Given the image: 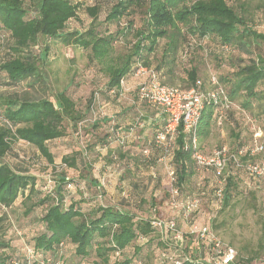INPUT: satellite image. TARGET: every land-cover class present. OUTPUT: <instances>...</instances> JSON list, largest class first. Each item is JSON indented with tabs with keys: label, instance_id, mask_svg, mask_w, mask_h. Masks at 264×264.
Instances as JSON below:
<instances>
[{
	"label": "trees",
	"instance_id": "obj_1",
	"mask_svg": "<svg viewBox=\"0 0 264 264\" xmlns=\"http://www.w3.org/2000/svg\"><path fill=\"white\" fill-rule=\"evenodd\" d=\"M31 1L34 16L26 8L25 0H0V42L5 34L11 38L10 45L8 44L10 54L0 62V76L6 75V82L0 81V85L18 87L29 79L39 80L41 65L48 60L52 43L59 42L64 46L90 51V62L95 60L103 66L108 94L114 91L118 96L122 91L121 82L135 77L140 66L159 74L170 63L172 66L168 67V74L171 83L160 76L164 85L183 92L193 88L208 91L212 89L211 77L216 75L207 76L197 66L187 72L188 82L185 86L175 84V79H179L176 74V55L186 42L185 51L192 52V42L195 40L198 43L204 42L210 49H213L211 44L218 46L215 50L219 51V55L216 54L215 57L220 60L233 50L251 56L248 60L238 58L236 71L231 76H216L219 84L226 90L231 107L232 102L238 101L243 109L250 111L254 103L264 100V90L259 89L264 85V32L253 29L247 23L244 15L247 0H106L108 11L104 22L116 25L117 29L115 33L105 34L100 31L102 24L98 21L103 10L101 6L88 9L94 20L87 30L70 33L66 32V26L77 18L80 4L74 0ZM122 19H125L124 25ZM128 36L135 39L133 47L125 56L112 58L114 45L120 38L126 39ZM37 47L41 48L39 54L34 52ZM253 47H257V51L252 50ZM179 80L184 84L183 79ZM90 103H93L92 98ZM0 109V264H40V259L46 264H199L198 250L202 245L189 233L190 225H209L198 219L201 214L199 209L192 213L190 225L183 231L179 225L184 221L182 214L173 210L171 198L166 203L161 200V205H155L156 214L159 215L164 207L167 212L166 218L155 216L156 218H174L182 230L181 242L168 243L151 228L154 217L141 218L128 209L130 201H126L127 197L120 199L117 196L116 200L121 203L115 205H102L92 198L86 200L88 209H83L78 202L65 207L68 197L74 196L77 191L74 186L70 190L66 189L73 179L65 173L59 176L56 185L49 188L27 167L14 169L3 161L12 152L13 144L22 140L36 147L49 163L55 162L48 143L64 138L67 135L66 125L71 124L77 128L86 114V111L83 113L77 108L76 102L65 91L39 100L19 95L1 96ZM218 117V108L207 105L199 127V149L204 153L206 151L201 143L213 135ZM131 119V116L127 118L124 114L118 115L120 126L126 124L131 127L134 124ZM156 119L158 120L146 119V124L155 132L154 135L161 132L167 123L166 116L164 119ZM189 144L190 140L181 125L174 148L168 155L176 173L180 195L183 186L190 184L200 171L211 172L217 179L215 194L222 188L220 196H223L224 208L229 206L232 199L231 188L236 185L235 178L244 176L257 188H264V182L256 183L245 171L236 168L233 162L229 163L219 177L213 171L199 170L192 158L194 149L190 146L187 148ZM139 145L138 141H131L127 151L122 148L118 150L119 157L126 160L123 165L128 167L127 175H136L135 171H131L134 170L133 165L139 169L141 160L145 161L141 154L138 155ZM221 147L223 146L218 148ZM241 147L230 149L237 151ZM156 153L159 156L158 150ZM115 158L118 156L113 154V159ZM76 160L74 157L64 159L65 163L70 162L71 167H76ZM127 175H122L119 180H126ZM96 180L94 182L98 183L100 178L96 176ZM220 181H223V185H220ZM148 183L141 180L131 182L130 190L135 197V205L142 203L143 196L149 189ZM100 196L102 195L97 197ZM22 197L26 207L25 216H29L36 208L44 209L38 219L44 231L32 241H26L15 227V233L23 239L22 251L21 254L9 255L5 250L10 245L3 237L5 223L9 220V209ZM187 199L190 198L180 201ZM28 248L38 253L37 258L27 260ZM263 249L262 238L259 251L248 258L246 263L260 259ZM144 252H147L146 255ZM163 254L171 260L164 258ZM242 260V256L238 254L234 264Z\"/></svg>",
	"mask_w": 264,
	"mask_h": 264
},
{
	"label": "rangeland",
	"instance_id": "obj_2",
	"mask_svg": "<svg viewBox=\"0 0 264 264\" xmlns=\"http://www.w3.org/2000/svg\"><path fill=\"white\" fill-rule=\"evenodd\" d=\"M31 2V0H25V5L34 16ZM74 2L80 4L78 16L67 24L66 32L87 30L94 20L88 9L97 5L103 8L98 16V21L102 24L100 31L103 34L115 33L116 25H108L104 22L108 11L106 0H74ZM247 3L244 13L247 23L253 29L264 32V0H247ZM121 21L124 25L125 19ZM10 42L11 38L8 34L1 38L0 62L10 54L8 47ZM134 42L135 39L131 36L126 39L120 38V41L114 45L111 57L117 59L125 56L133 47ZM192 43L194 45L192 52L185 51L186 42L176 55V70L179 71L180 78L184 82L181 84L180 81L181 86H185V83L188 82L186 74L194 66L200 67L207 76L213 74L218 77H229L236 71L235 64L239 62L238 58L248 60L251 57L238 50H233L226 58L220 60L215 57L216 54L219 55V51L215 50L219 48L218 46L211 44L210 47L213 49H210L204 42L198 43L194 40ZM262 46L264 47V45ZM256 49L257 47L252 48L254 51H257ZM40 50L41 48L37 47L34 52L39 54ZM211 50H214L215 53ZM89 56L90 51L54 42L48 60L41 65L39 80L32 78L18 87L0 85V97L19 95L31 100L51 98L53 94L65 91L76 102L80 111L83 113L86 111L85 119L77 128L67 124V135L62 139L48 143L55 159L53 164L49 163L36 147L22 140L13 144L12 152L3 161L14 169L27 167L49 188L56 185L55 182L59 176L65 173L70 179H73L72 186L77 190L74 196L68 197L65 207L70 206L73 202H78L82 204L83 209H88L86 200H92V198L102 205L120 204L121 202L116 200L119 196L120 199L127 197L126 201H130L128 209L138 217L160 216L166 218L165 207H161L162 211L159 215L156 214L154 207L157 204L161 205V200L166 203L171 198V196L169 197L168 171L174 169L172 160L168 158L162 147H156L157 134L154 135L155 132L150 130L146 124V118H138V115H133L134 105H136L133 104L135 100L133 94L136 88L133 91L122 90L118 96L115 93H106L107 77L102 70L103 66L95 60L90 62ZM144 79L145 77L142 80ZM142 80L139 81V84ZM0 81L6 82L5 74L0 76ZM259 89L260 91L264 90V85ZM95 97H98V101L95 104H89L90 99L92 98L94 102ZM136 106L141 108L143 103H138ZM231 108L232 111L227 115L225 121L221 125L215 126L213 135L201 143L206 153H211L219 146L237 148L248 145L254 134L253 129H259L264 134V114H262L264 100L254 103L250 111L243 109L238 101L232 102ZM126 110V117L131 116L134 123L131 127L126 124L120 126L118 120V115L123 114ZM247 117L251 118V123ZM117 126H120L119 129L123 131V144L121 138L109 141L112 128ZM131 141L140 143L138 155L141 154L142 159L145 160H141L139 169L133 165L134 170L131 171H135L136 175H127L128 167L123 165L126 160H122L118 155L119 148L127 151ZM101 147H103L102 150ZM156 150L159 151V156ZM113 154L118 158L114 160ZM73 157L77 159L76 167H71L69 166L70 162L65 163L64 161L65 158ZM161 159H163L162 162ZM125 174L127 175L126 180H119ZM96 176L100 178L98 183L94 182ZM138 180L144 183L149 182V189L143 196L142 203L135 205L136 200L130 190V185L131 182ZM235 180L236 185L231 188L232 199L227 208L223 207V196L215 194L218 181L211 172H198L190 184L183 186L179 200L188 197L199 200L201 214L198 219L209 224L221 239L236 249L239 256L241 255L243 258L237 264H264V249L261 251L260 259L246 263L248 258L259 251L260 239L263 238L264 244V188H257L244 176H239ZM66 189L70 190L68 186ZM99 195L102 196L97 197ZM23 200L24 197L20 198L9 209V220L5 223L3 237L10 245L5 253L9 255L21 254L22 251L23 239H20L19 235L17 236L14 231L15 227L22 233L26 241H32L31 239L44 231L38 223L44 209L36 208L29 216H25L26 207ZM80 200L85 203L79 202ZM189 221L184 220L179 223L183 231H186L190 225Z\"/></svg>",
	"mask_w": 264,
	"mask_h": 264
},
{
	"label": "built area",
	"instance_id": "obj_3",
	"mask_svg": "<svg viewBox=\"0 0 264 264\" xmlns=\"http://www.w3.org/2000/svg\"><path fill=\"white\" fill-rule=\"evenodd\" d=\"M135 77H145L137 86L136 96L140 103L156 108L161 114L167 117L164 129L156 135V147H162L166 155H170L174 148V141L179 129L183 126L185 134L190 140V146L194 149L192 158L195 160L199 170L213 171L218 177L226 170L230 162L236 168L245 171L256 183L264 182V134L259 129H253L254 134L248 145L237 151H231L227 146L217 148L211 153H204L199 149V127L202 115L207 105H213L219 110L218 125H221L231 108V102L226 90L218 82L216 76L211 77L212 89L202 91L200 88H193L183 92L178 88L166 86L162 83L160 75L155 71L140 66L134 74ZM125 81L121 82V90H124ZM112 93H115L114 91ZM98 97L94 98V104ZM249 123L251 118L247 117ZM121 138L123 144V131L117 127L112 128V135L109 141ZM163 159H161V162ZM169 193L171 196L170 205L175 211L182 214V219L188 221L192 213L200 208L198 199H187L180 201V190L177 186V177L174 169H169ZM223 185V181L219 182ZM72 184H68L71 189ZM222 194V188L217 195ZM151 228L156 230L168 243L181 242L183 240L182 230L174 218L160 219L154 217L151 221ZM190 235L196 237L202 245L198 250L197 263L199 264H234L237 259V251L234 247L222 240L211 228L210 225L189 226ZM38 253L27 249V260L37 258ZM164 258H168L163 254ZM40 264L46 262L40 259ZM61 264V263H59ZM176 264H181L176 262Z\"/></svg>",
	"mask_w": 264,
	"mask_h": 264
},
{
	"label": "crops",
	"instance_id": "obj_4",
	"mask_svg": "<svg viewBox=\"0 0 264 264\" xmlns=\"http://www.w3.org/2000/svg\"><path fill=\"white\" fill-rule=\"evenodd\" d=\"M171 66H172V64L170 63L168 66L166 65V67H164L159 72V75L163 78V80L168 82V83H171L170 82V75L168 74V72H169L168 67H171ZM178 72H176V74L179 77V79H181L180 78V73H178ZM142 79H143V77H140V78L139 77H132V78H130L127 82H125L124 90L133 91L135 88L137 89L136 86H138L139 81L142 80ZM179 79L178 78L175 79V84H180V80ZM136 89H135V91H136ZM133 96L135 98L133 104H136V105H138V103L141 104L138 101V99H137L136 92H134ZM136 105H134L135 111H134L133 115L134 116L138 115V118L139 117L140 118L145 117L146 119L157 121L158 119H156V118L159 117L160 119H164V117H165V115L161 114V112L159 110H157L156 108L150 107V106H148L146 104H143V107H141V108H137ZM126 113H127V110L125 112H123L124 115H126ZM136 121H138V120H136Z\"/></svg>",
	"mask_w": 264,
	"mask_h": 264
}]
</instances>
